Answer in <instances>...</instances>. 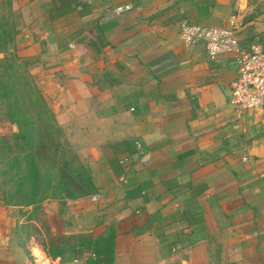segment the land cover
Returning <instances> with one entry per match:
<instances>
[{"label": "crops", "instance_id": "crops-1", "mask_svg": "<svg viewBox=\"0 0 264 264\" xmlns=\"http://www.w3.org/2000/svg\"><path fill=\"white\" fill-rule=\"evenodd\" d=\"M5 4L18 15L17 56L36 87L42 77L56 81V123L74 133L100 203L108 200L99 208L113 214L109 223L77 221L75 232L114 229V264H264V106L237 119L236 57L211 61L202 45L180 39L183 22L226 27L242 50L264 51V0H88L89 10L56 20L50 0ZM123 5L132 11L109 14ZM123 141L147 161L114 148ZM91 202L65 204L84 218L99 210L85 208ZM5 227L0 264H30ZM33 251L35 264L37 254L50 262Z\"/></svg>", "mask_w": 264, "mask_h": 264}, {"label": "trees", "instance_id": "trees-1", "mask_svg": "<svg viewBox=\"0 0 264 264\" xmlns=\"http://www.w3.org/2000/svg\"><path fill=\"white\" fill-rule=\"evenodd\" d=\"M76 8L87 11L90 7L76 0H50L49 19L67 16ZM1 35L6 39V46L0 51V103L8 108L6 118L17 130L11 137L16 146L20 144L29 185V191L21 195V203L7 204L32 207L46 199H58V202L76 201L100 194V188L90 170L81 163L78 156L70 148L67 151L60 150L57 140L61 129L53 113L29 80V74L27 77L17 71L20 67L18 63L23 59L17 56L14 33L2 30ZM27 102L31 106L35 104L39 109L37 118L42 122V128L36 134L34 124L26 113ZM136 145L133 141H123L114 145V148L122 147V152L140 156ZM49 171L53 172V176H50ZM21 187L19 184V189ZM115 237V230L112 228H108L97 238H92L90 234H60L51 242L47 255L51 259L62 260L67 251L85 252L82 257L72 259L70 263L90 253L94 259H89L86 264H114Z\"/></svg>", "mask_w": 264, "mask_h": 264}, {"label": "rangeland", "instance_id": "rangeland-1", "mask_svg": "<svg viewBox=\"0 0 264 264\" xmlns=\"http://www.w3.org/2000/svg\"><path fill=\"white\" fill-rule=\"evenodd\" d=\"M5 2L6 0L0 2V51L6 46V39L1 35V31L7 30L13 32L15 27L20 25L18 15L12 13L10 7ZM86 4L88 5V2ZM77 27L80 28L77 23H74L73 28L76 32L78 31ZM0 58H2L1 53ZM18 64L20 67L17 71L28 77L29 61L23 59ZM29 80L35 86L33 80ZM42 80V83L35 87L50 111L52 112L54 108L57 110L61 100L59 99L60 94L56 81L50 77L47 79L42 77ZM21 94L24 96L23 93ZM38 110L35 104L31 106L27 102L26 113L30 116L34 124L33 130L35 134L37 130L42 128V122L37 118ZM7 112L8 108L6 105L0 103V222L7 223V227L5 228L9 236L13 238L15 243L21 246L30 264H35L33 261L35 258L33 256L35 252L33 251L34 248H38L44 252L45 256L50 260L48 264H69L72 259L82 257L85 252L67 251L62 260L51 259L47 255L51 242L60 234H80L76 233L75 228H73L77 221H80L85 226H91L97 221L109 223L113 214L109 210L101 212L102 210L99 208L103 204H107L108 200H105L103 204L100 203L99 199L85 204V208L95 207L99 210L94 215L89 214L84 218H79L76 215V210H72L69 206H66L65 202H58V199L42 200L32 207H25L22 204L8 205L7 202L11 204L16 202L21 203V195L29 191V185L27 183L28 172L25 166L23 152L19 147L20 144L16 146L11 137L12 133H15L17 130L15 126L8 122L6 118ZM73 137L74 133H67L61 130L57 140L60 144V150L67 151L70 148L76 154V149L72 144L74 142H70ZM125 158L130 159V157H124L123 155L120 157V161H124ZM131 159L134 162L135 160L138 161L139 157L138 155H134ZM139 162L141 161L139 160ZM126 164L123 162V166H126ZM100 172L103 173L104 170L100 168ZM49 174L53 176V172L49 171ZM19 184L22 186L20 189ZM53 202L55 203L54 206L52 205ZM61 214L62 216H60ZM37 256L39 257L37 264H47L41 260L43 259L41 255L37 254Z\"/></svg>", "mask_w": 264, "mask_h": 264}, {"label": "built area", "instance_id": "built-area-1", "mask_svg": "<svg viewBox=\"0 0 264 264\" xmlns=\"http://www.w3.org/2000/svg\"><path fill=\"white\" fill-rule=\"evenodd\" d=\"M86 3L88 0H76ZM132 11L130 5L113 8L112 17H118ZM180 39L184 45L191 47L202 45L207 58L211 61L234 55L237 60V76L231 87L229 106L234 111L237 119L244 112L254 111L264 106V51L259 45H251L247 51L239 46L237 33L234 29L226 27H213L183 22L181 25ZM139 157V156H138ZM147 156L139 157L141 162L147 161ZM129 159L125 158L127 163ZM126 184V178L119 180ZM90 201L98 200V196L89 197ZM89 259H94L92 254L73 260L70 264H86Z\"/></svg>", "mask_w": 264, "mask_h": 264}]
</instances>
